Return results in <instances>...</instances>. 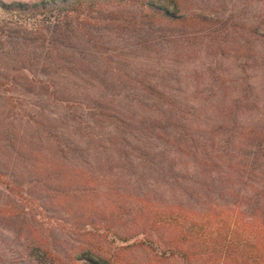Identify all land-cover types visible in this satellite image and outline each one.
I'll use <instances>...</instances> for the list:
<instances>
[{"label": "trees", "instance_id": "obj_1", "mask_svg": "<svg viewBox=\"0 0 264 264\" xmlns=\"http://www.w3.org/2000/svg\"><path fill=\"white\" fill-rule=\"evenodd\" d=\"M0 8L44 16L36 39L71 78L55 94L77 143L62 131L43 164L0 162L10 191L56 202L65 240L44 264H129L134 251L153 264H264V34L176 0Z\"/></svg>", "mask_w": 264, "mask_h": 264}, {"label": "rangeland", "instance_id": "obj_2", "mask_svg": "<svg viewBox=\"0 0 264 264\" xmlns=\"http://www.w3.org/2000/svg\"><path fill=\"white\" fill-rule=\"evenodd\" d=\"M176 4L183 13L231 19L239 29H257L264 34V0H176ZM44 19L42 15L32 17L0 8V162L9 161L10 167L16 162L17 167L23 168L21 156L28 160V169L35 159L42 164L43 159L50 160L53 149L47 142L53 141L57 133L72 135L75 143L79 139L70 123L63 124L70 114L59 103L61 96L55 94L57 82L63 76L68 81L71 78L59 67L58 53L49 50L51 54H47L48 47L36 39L46 29ZM259 74L264 75V71ZM48 81L55 84L48 88ZM29 192L27 185L12 192L0 183V264H44L46 249L54 248L56 239L65 240L55 226L56 202L53 207L44 206L42 200L31 203L24 198ZM56 247L62 248L60 244ZM153 263V255L148 251L129 254V264ZM164 264L180 263L168 260Z\"/></svg>", "mask_w": 264, "mask_h": 264}]
</instances>
